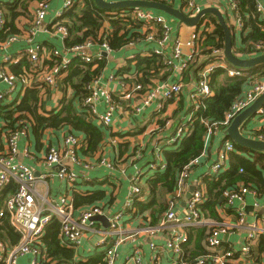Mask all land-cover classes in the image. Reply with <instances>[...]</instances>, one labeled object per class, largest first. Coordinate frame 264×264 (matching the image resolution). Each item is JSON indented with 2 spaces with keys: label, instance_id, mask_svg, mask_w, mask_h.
<instances>
[{
  "label": "built area",
  "instance_id": "obj_1",
  "mask_svg": "<svg viewBox=\"0 0 264 264\" xmlns=\"http://www.w3.org/2000/svg\"><path fill=\"white\" fill-rule=\"evenodd\" d=\"M13 0H6L11 2ZM106 1V0H105ZM109 1H123V0H109ZM220 3L216 7L225 18L229 11H234L236 6L230 0H219ZM74 0H64L63 9L57 12L51 21V29L58 34L61 42L67 37V29L57 22H53L60 18L64 10L71 7ZM256 12L260 18H264V0H255ZM189 9L194 16V4H188ZM48 5L42 3L38 6L34 18L29 23L24 31L26 47L24 55L29 61L30 69L25 71L19 81L22 85V90L32 87L33 82H37L39 87H47L50 90L56 89L59 85L63 71L66 70L72 58H78L79 61L85 64H91L111 52L106 42L95 45L92 40H87L83 45L75 46L65 53L57 50L46 51L42 44L36 43L34 38L41 31V25L44 23L47 14ZM124 20H131L141 23L143 31L146 35L143 43L154 46L153 54L161 56L163 64L173 70L174 65L179 63V68L183 72L189 63L194 60L196 41L199 40L200 34L203 31L210 32L213 26L203 19L198 26L199 29L191 37L190 55L184 60L181 44L177 37H173L171 28V19L164 14L145 9H130V11H121L120 15ZM236 18L232 24V34L235 37L236 45H239V33L242 28V23L236 14ZM224 18V19H225ZM208 24V26H207ZM7 30L4 20V14L0 9V31ZM46 31V30H45ZM143 34V33H142ZM17 36L8 39L5 45H9L16 41ZM133 45V44H132ZM171 46V51L166 52L167 48ZM96 47L102 54H93L92 48ZM91 51V52H90ZM218 51V50H217ZM252 53L241 59H250L264 54V42L256 43L252 46ZM216 52V51H214ZM167 53V54H166ZM57 58L59 62L52 59ZM133 58V57H132ZM220 62L208 64L198 72V77L194 81L193 90L188 95L189 105L188 121L191 120L192 115L203 109L206 101L212 97V91L209 86V77L214 69L217 67L225 69L228 77H240L243 73L240 69L228 68L227 63L222 59ZM8 62V59H5ZM52 62V65H49ZM48 63V64H47ZM230 66V65H229ZM103 79V74L98 76L86 89L90 95L82 101L81 107L92 118L103 127H109L112 123V112L115 109V104L112 102L111 94L118 95L119 98H124L127 95L140 98V106L135 108L136 113H140L141 108L151 105L156 102V113H161L164 105L170 101L179 98L182 91L181 83H173L169 85H159L160 82L153 81L152 85L146 87V91L142 94L139 92L143 89L141 84L131 83V85L124 84L115 75H109L108 81H117L121 88L120 93H107L104 97L105 112L99 114L97 112L95 101L97 100L98 90ZM248 88L242 92L230 109L226 112L224 120L219 123L207 124L205 134V149L209 144V140L217 132L225 130L232 120L248 108L261 94L264 92V74L255 73L250 76ZM163 83V82H162ZM17 80L13 78L8 69L2 67L0 69V102L9 103L17 91ZM126 95V96H125ZM264 118V106L260 108L253 120H260ZM251 119V120H252ZM251 122V121H250ZM20 129L15 131L6 130V146L7 150L5 155L0 156V199L4 188L10 181L16 185L15 192L6 197L2 201L0 208V220L6 218L8 226L19 238L17 246L8 248L0 242V264H17L18 259L24 256L30 257L29 264H39L42 254L39 249L40 239L42 238L46 226L53 220H57L60 224L59 241L61 246L72 248L75 252L81 245V241L88 235H98L100 241L97 247L102 249V260L105 264H115L117 259V249L128 237H126V228L123 225L125 212L130 210L134 213V204L136 201H142L140 194L141 190L139 174H135L130 180V187L126 195L123 208L109 214L101 206H92L89 209L82 211L75 215V209L71 203L61 199L58 202H51L47 194H42L38 190V185L45 183V176L36 177L33 169L25 164L16 161L19 154V142L21 138L27 136V126L24 122H20ZM169 126V120L166 122ZM184 129H179L169 137L166 145L173 146L179 139L182 138ZM223 128V130H222ZM245 130L244 136L264 141L263 136H253L255 133L250 129L248 123L242 127ZM81 148V140L75 135H66L63 138L62 144L58 147L50 146L43 161L46 167H56L57 171L54 177L60 182L64 183L70 190H73L75 184L79 179L86 180L85 173L78 174L75 168H81L84 172L92 169L93 162H86L79 156ZM235 151V145L231 141H225L221 144L215 161L209 166L207 175L216 176L222 171L228 160V155ZM23 156L30 158L28 149H24ZM203 154L187 164L176 177V184L174 193L168 199V208L163 218L157 226L144 225L145 231L151 236L157 233L168 231V237L162 247H157L154 243L149 244V251L152 252V263L158 264L156 255L161 251H168L173 254L176 260L172 264H229L235 258L247 259L251 250L256 249L255 243L260 235H264V226L259 220H255L251 224L246 222V216L241 208L236 206L237 203H242L245 196L250 195L254 198V208H259L258 200L264 202V193L259 194L255 190H249L241 187L234 191L225 192L223 194L226 201V206L231 208L234 212V217L237 219L236 224H229L226 222L216 223L203 217L200 206L205 200L204 189L201 182L196 183L195 190L191 194L190 199L186 202L184 211L179 215L176 211L177 201L184 196L187 191L190 176L193 167L199 164V160ZM96 164L105 167L106 169H113L114 164L110 160L103 157L95 159ZM165 162L161 159L160 152L158 151L155 161L149 164L150 171L164 170ZM108 215V227L105 230H100L97 227V222L94 220L96 216ZM188 227H209L210 230L204 242L207 253L203 256L196 258L194 261L189 262L183 253V246L187 243L188 239L185 233V228ZM244 228L247 230L246 236L237 249L225 248L223 243V236H229L236 230ZM132 261L133 264H143V256L136 250L133 254L126 259L125 262ZM57 264V263H52Z\"/></svg>",
  "mask_w": 264,
  "mask_h": 264
},
{
  "label": "trees",
  "instance_id": "obj_2",
  "mask_svg": "<svg viewBox=\"0 0 264 264\" xmlns=\"http://www.w3.org/2000/svg\"><path fill=\"white\" fill-rule=\"evenodd\" d=\"M82 1L83 8L80 11H78L77 6L78 0H74L71 7L64 10L61 17L53 22V24L59 22L67 29L68 35L63 40L61 48L64 53L75 46L83 45L87 40H92L95 45L106 42L111 52L119 51L128 45L143 44L146 32L143 31L142 24L121 18L119 15L123 10L103 11L94 5L93 0ZM155 1L166 4L165 0ZM230 1L235 4V13L242 23L239 33V45L235 44L232 26H228L232 37V52L238 58L246 57L252 53L251 50L254 44L264 42V18H260L256 12L255 0ZM34 2L40 5L48 3L49 0L0 1V9L4 14L7 27V30L0 31V44H6L9 38L18 36L20 32L17 28V22L20 18L29 19V7ZM126 11H130V9H126ZM204 20L209 22L213 29L210 32L203 31L199 40L196 41L194 60L187 65L181 75L183 83H187L188 80L195 81L198 72L204 66L220 62V59L216 58L205 63H199L202 57L214 51L222 50L224 44V35L217 25L216 19L213 16H206ZM225 22L227 23L226 18ZM199 27L196 28V32ZM17 51L15 49L14 54ZM52 60L59 62L57 58ZM106 64V58L103 57L91 64H85L79 61L78 58H72L70 66L63 71L59 79V85H62L65 90L69 87L73 94L68 99L63 97L60 102V109L57 112H42L39 93L41 91L49 92L50 88L44 86L41 88L37 82H33L32 87L19 92L22 94L19 101L15 100L12 104L0 102V120L4 121L5 129L15 131L21 128L19 123L24 122L27 126V134L29 133L34 137L37 146H40L41 137L47 130L67 129L68 135L70 133V135H73V132L81 133L84 138L81 140L80 150L84 156H92L103 141V135L92 123L84 120L86 116L89 117V114L83 112L84 109L81 105L82 101L90 95L86 87L102 74ZM49 65H52V62H49ZM4 66L17 82L20 81L23 73L30 69L24 51L18 61H8L2 67ZM131 67H133V70H131ZM227 67L232 68L228 64ZM241 71L243 76L228 77L225 69L217 67L213 70L209 77L212 97L206 101L204 108L195 112L191 120L187 122L189 124L188 129L184 131L182 138L172 146L175 150L165 152V169L154 171L150 176H147V180L142 187L139 185L140 196L144 199L136 201L134 208L139 215H142L143 221L147 220L143 217V214L148 213L147 224L149 226H157L167 211V197L174 193L177 174L191 161L199 158L206 150L204 146L207 130L205 123L222 122L233 102L241 96L250 76L255 73L264 74V68L257 72ZM171 72L170 67L163 64L161 56L150 52L146 56L140 57L137 55L135 60L127 61L126 66L116 72L115 76L121 79L124 84H141L143 89L139 93L142 94L147 90L148 85H152L154 80L160 83L165 82ZM118 98V95L111 94L114 104L118 102ZM190 112L189 109L186 113L189 114ZM166 122V120L161 121L159 123L160 127L157 126V129L164 130ZM184 128L183 124L179 123L177 125V130ZM253 136H263L264 138V128L255 132ZM213 138L214 136L210 138L209 143L212 142ZM224 140L230 141L228 138ZM122 146L126 145L120 144L119 149ZM135 153L133 152L131 156H134ZM123 157L124 153L118 151L117 158L113 162L115 164L124 162ZM201 178L205 196V200L200 206L201 213L204 218L221 223L224 221L223 217L235 215L233 210L226 206L223 196L225 192L245 187L262 194L260 190L261 186L264 185V155L252 153L235 145V151L228 155L226 167L218 175L209 176L204 173ZM15 190V183L10 181L3 190L0 208L2 201L12 195ZM103 199V191L82 194L76 190H73L71 198L74 209L82 206H92ZM209 230V227L185 228L188 241L183 246V253L185 252L184 256L186 255L185 258L189 262L207 253L204 242ZM59 232L60 224L53 219L46 226L40 239L38 247L43 259L40 260L39 264H105L101 253L95 254L86 260L75 261V251L72 248L60 245ZM0 242L8 248L15 247L19 243L18 236L8 226L6 218L0 220ZM255 246L257 254L259 256L264 255V235L257 238ZM251 252L253 251L251 250Z\"/></svg>",
  "mask_w": 264,
  "mask_h": 264
},
{
  "label": "crops",
  "instance_id": "obj_3",
  "mask_svg": "<svg viewBox=\"0 0 264 264\" xmlns=\"http://www.w3.org/2000/svg\"><path fill=\"white\" fill-rule=\"evenodd\" d=\"M6 1V0H0ZM64 0H49L47 3L48 9L44 23L41 25V31L34 38L36 43L42 44L46 51L57 50L62 53V42L58 36L51 29V21L53 20L57 12L62 11ZM106 2H115L106 0ZM167 5L179 8L187 16H192L193 13L189 9L188 4H194L195 14L209 7H217L220 3L219 0H165ZM39 4L34 2L29 7L28 18H20L17 22V28L19 34L16 41L9 45L0 44V69L8 61H18L25 50V36L24 31L28 27L30 21L34 18L35 12ZM78 11L83 8V1L78 0L77 3ZM194 14V15H195ZM236 13L234 11H229L227 13V26H232L233 21L236 18ZM225 18V16H224ZM171 19V28L173 37H177L181 44V50L183 54V60L190 55V41L194 33V28H188L185 26H180L176 29V22ZM46 30V31H45ZM17 49V53L14 54V50ZM93 54H102L99 50L94 47L92 48ZM154 51V46L150 44H140V45H128L119 51L110 52L107 56L102 54L103 58H106V67L103 70V79L100 84V89L98 90L97 100L95 101V106L99 114L105 112L104 97L107 93H120L121 88L117 81H108L107 77L109 75H116L121 68H124L129 60H135L137 55L140 57L148 55L150 52ZM171 51V46L166 50L167 53ZM91 52V51H90ZM166 53V54H167ZM14 54V55H13ZM133 57V58H132ZM134 63V62H133ZM132 66V65H131ZM4 68H6L4 66ZM133 70V67H131ZM7 69V68H6ZM182 72L179 68V63L174 65L171 74L168 76L167 80L159 85H169L173 83H181L182 91L178 99L170 101L164 105L161 113H156V102L154 101L151 105L141 108L140 113H136L135 108L140 106V98L135 96L125 95L124 98H118V102L115 104V109L112 112V123L107 127L101 126L96 119L85 117V121L92 123L97 127L102 135L103 141L96 148V151L92 156H84L82 151H79V156L86 162H93L92 169L84 172L81 168H75L78 174H84L87 177L86 180L79 179L75 184L73 190L86 194L92 191H103L104 199L102 201L96 202L92 206H101L109 214H114L120 211L126 200V195L130 187V180L135 174H139L141 187L147 180V176H150L154 171L149 170V164L155 161L157 152H160L161 159H165V152H172L175 150L172 146L166 145V141L171 137L177 130V125L183 124L187 126L188 129V110L189 100L188 95L193 90L194 81L188 80L187 83L182 82ZM64 78V77H63ZM155 81V80H154ZM157 81V80H156ZM249 82L244 87L246 90L249 86ZM22 84L17 82V93L13 96V100L9 102L19 101L22 94L19 93L22 89ZM243 90V92H244ZM21 94V95H20ZM72 90L67 87L66 90L63 89L62 85H58L56 89L49 90V92L41 91L39 93L42 102V112H57L60 109V102L63 97L71 98ZM83 112H85L83 110ZM175 118H173V117ZM169 120V126H166L164 130H158L157 126L160 127L159 123L161 121ZM175 121V123H174ZM248 126L254 132H257L264 128V118L260 120H251L248 122ZM180 127V126H179ZM178 127V128H179ZM185 130V131H186ZM6 129L4 121L0 120V156L5 155L6 146ZM67 129L63 130H47L41 137L40 146H37L34 137L31 134H27L26 138H21L19 142V154L16 157V161L20 163H25L29 165L36 177L45 176V183L38 185V190L47 197L51 202H58L64 199L66 202L71 203L72 192L64 183L57 180L54 175L56 174V167L48 168L45 166L43 158L46 154L47 149L50 146L58 147L62 144L63 138L68 135ZM73 132V135L77 136L80 140H83L84 136L81 133ZM138 133V135H136ZM245 130L242 131L244 135ZM71 134V133H70ZM223 131H219L214 135L211 143L208 144L205 154L199 160V164L192 169L190 176V182L185 192L184 196L177 201L176 211L181 215L184 211L185 205L184 197L188 193L191 186L196 185V183L201 182V176L207 173L209 166L215 161L216 154L221 146V144L227 140H224ZM122 146L119 149V145ZM28 149L30 158L23 156L22 152L24 149ZM81 149V148H80ZM119 149V150H118ZM118 151L124 153V162L114 163L113 161L117 158ZM133 152H136L134 156H131ZM130 156V157H129ZM100 157L110 160L114 166L113 169H106L95 162V159ZM127 157V159H126ZM261 193H264V185L261 186ZM171 196V195H170ZM167 197V199L170 198ZM143 200V199H142ZM254 198L250 195L245 196L242 203H237L236 206L241 208L246 216V222L251 224L255 220H259L264 226V202L258 200L259 208H254ZM92 206H82L75 209V215L89 209ZM245 208H248L247 212ZM251 208V209H249ZM135 209V208H134ZM132 213L130 210L125 212L123 225L126 228V239L117 249V259L115 264H133L132 261L125 262L134 251L138 250L143 256V264L152 263V252L149 251V244L154 243L157 247H162L168 237V230L157 233L151 236L145 231L146 225L148 227V213H144L143 217L147 220L143 221L142 215H139L136 211ZM224 222L229 224H236L237 219L234 216L223 217ZM97 222V227L102 230V224ZM247 230L241 228L236 230L229 236H226V240L223 238V243L226 249L232 248L237 249L246 236ZM225 237V236H223ZM100 241L98 235H88L81 241V245L75 252V261L86 260L87 258L101 253L102 249L97 247V243ZM186 248V247H185ZM185 253V252H184ZM186 256V255H185ZM158 264H172L175 259L172 253L168 251H161L156 255ZM30 257L24 256L18 259L17 264H29ZM229 264H264V255H258L256 249H253L250 256L247 259L235 258L230 261Z\"/></svg>",
  "mask_w": 264,
  "mask_h": 264
},
{
  "label": "water",
  "instance_id": "obj_4",
  "mask_svg": "<svg viewBox=\"0 0 264 264\" xmlns=\"http://www.w3.org/2000/svg\"><path fill=\"white\" fill-rule=\"evenodd\" d=\"M94 5L103 11H116L126 9H145L152 10L167 17L172 18L176 22V29L180 26L188 28L197 27L206 16H213L216 19L217 25L221 28L224 35V44L222 50L213 52L200 59L199 63L216 58H222L232 68L240 70H249L254 67L264 65V54L250 59H241L236 57L232 52V37L230 30L225 22L222 13L215 7L204 8L198 11L194 16H187L180 11L179 8L155 1V0H123L115 2H106L105 0H93ZM105 55V54H103ZM264 106V92L261 94L248 108L238 114L229 126L223 130V136L228 138L238 148L250 151L252 153L264 155V141L255 140L244 136L241 132L242 127L246 125L255 116L257 111ZM195 190V186L189 188L188 193L184 197V202L188 201L191 194ZM251 209V208H249ZM248 208H245L247 212ZM95 221L102 224V230L108 227V215L96 216ZM226 240V236L223 237Z\"/></svg>",
  "mask_w": 264,
  "mask_h": 264
},
{
  "label": "rangeland",
  "instance_id": "obj_5",
  "mask_svg": "<svg viewBox=\"0 0 264 264\" xmlns=\"http://www.w3.org/2000/svg\"><path fill=\"white\" fill-rule=\"evenodd\" d=\"M264 68V65H260V66H257V67H254L252 69H249V70H245L246 72H257V71H261L262 69ZM173 117V116H172ZM175 118V117H173Z\"/></svg>",
  "mask_w": 264,
  "mask_h": 264
}]
</instances>
